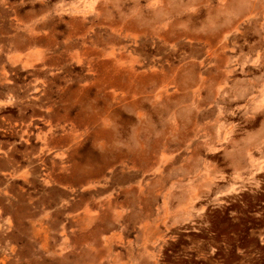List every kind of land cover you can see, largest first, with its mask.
I'll return each mask as SVG.
<instances>
[{
  "label": "rangeland",
  "instance_id": "rangeland-1",
  "mask_svg": "<svg viewBox=\"0 0 264 264\" xmlns=\"http://www.w3.org/2000/svg\"><path fill=\"white\" fill-rule=\"evenodd\" d=\"M0 264H264V0H0Z\"/></svg>",
  "mask_w": 264,
  "mask_h": 264
},
{
  "label": "bare ground",
  "instance_id": "bare-ground-1",
  "mask_svg": "<svg viewBox=\"0 0 264 264\" xmlns=\"http://www.w3.org/2000/svg\"><path fill=\"white\" fill-rule=\"evenodd\" d=\"M142 77H143V75H142Z\"/></svg>",
  "mask_w": 264,
  "mask_h": 264
}]
</instances>
